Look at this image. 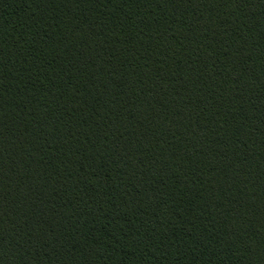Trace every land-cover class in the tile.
I'll return each instance as SVG.
<instances>
[{
	"label": "trees",
	"instance_id": "trees-1",
	"mask_svg": "<svg viewBox=\"0 0 264 264\" xmlns=\"http://www.w3.org/2000/svg\"><path fill=\"white\" fill-rule=\"evenodd\" d=\"M0 264H264V0H0Z\"/></svg>",
	"mask_w": 264,
	"mask_h": 264
}]
</instances>
